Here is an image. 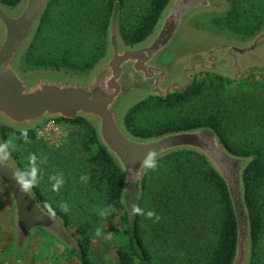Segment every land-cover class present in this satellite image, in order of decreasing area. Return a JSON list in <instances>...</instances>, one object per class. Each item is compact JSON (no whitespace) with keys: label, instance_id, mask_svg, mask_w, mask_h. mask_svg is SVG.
<instances>
[{"label":"trees","instance_id":"trees-1","mask_svg":"<svg viewBox=\"0 0 264 264\" xmlns=\"http://www.w3.org/2000/svg\"><path fill=\"white\" fill-rule=\"evenodd\" d=\"M169 0H53L40 21L37 32L23 58L25 70L52 69L82 74L90 70L103 56L106 46V31L115 2L120 7L119 29L123 42L133 46L144 41L152 32L157 20ZM230 7L223 15L211 16L210 25L219 31L236 36L251 37L264 26V0H226ZM20 0H0L8 8H15ZM207 78L217 79L221 85L233 81L214 74L201 73L182 92H172L167 99L149 98L127 111L124 117L126 130L135 138L148 139L170 132L206 127L215 132L224 148L233 156L251 158L243 172L244 205L248 225L235 216L227 188L219 175L199 155L193 152H177L157 160L155 169H146L139 207L145 213L151 210L156 193L154 172L174 184L183 176L193 182V187L162 185L160 201V226L163 233L180 238L186 235V211H200L201 202L195 199L198 186L196 178L205 182L216 202L211 224H203L205 257L197 258L191 264H236L239 237H249L250 259L248 264H257L264 240V144L245 140L237 135L240 129H255L264 123V107L258 112H237L232 102L218 95L203 96ZM200 102L201 104L197 103ZM211 107V108H206ZM192 108V109H191ZM207 110V111H206ZM206 111V112H199ZM251 111V110H250ZM54 121V120H53ZM55 122L68 126L65 143L55 151L35 137V130L27 131V139L21 132L0 127V135L15 162L26 168V156L35 153L38 161L52 170L73 161V172L80 187L87 193L101 195L104 208L111 207L106 215L111 221L115 217L125 222L129 234L128 215L119 199L122 191L121 172L113 159L99 146L91 125L82 120ZM86 177L87 179H82ZM38 201L52 214L59 216L66 229L71 220L63 209L45 193L39 183L32 188ZM193 195V196H192ZM168 204V206H167ZM146 215L137 214L134 232L138 245L118 246L115 255L118 264H160L156 263L144 242ZM215 220V221H214ZM151 230L146 226V231ZM79 242V256L82 264H97L89 254L92 242L83 237ZM130 242V236H129ZM179 245H177L178 247ZM19 259V257L17 256Z\"/></svg>","mask_w":264,"mask_h":264},{"label":"water","instance_id":"water-1","mask_svg":"<svg viewBox=\"0 0 264 264\" xmlns=\"http://www.w3.org/2000/svg\"><path fill=\"white\" fill-rule=\"evenodd\" d=\"M53 0H20L15 8L0 3V127L14 132L35 130L51 120L82 119L95 132L97 142L113 159L122 176L119 202L128 215L130 244L138 249L134 223L149 154L157 160L177 152L201 156L226 185L237 218L248 225L244 205L243 172L251 158L230 154L213 130L206 127L170 132L157 137H133L124 126L128 110L149 99L162 100L182 92L177 79L184 73L183 59L206 55L224 47L244 48L227 36L190 31L195 16L221 15L228 11L226 0H169L150 35L129 46L120 35V7L115 2L106 31L103 56L85 73L22 67L23 58L40 21ZM221 6L216 8V6ZM21 169L0 135V188L11 210L12 243L23 256L31 239L47 235L60 244L75 247L79 242L68 232L63 220L47 211L32 188L22 193L12 174ZM247 255L250 256L249 237ZM248 259V258H247Z\"/></svg>","mask_w":264,"mask_h":264},{"label":"rangeland","instance_id":"rangeland-1","mask_svg":"<svg viewBox=\"0 0 264 264\" xmlns=\"http://www.w3.org/2000/svg\"><path fill=\"white\" fill-rule=\"evenodd\" d=\"M129 1L136 2L137 0ZM210 18L211 15L195 16L190 20L188 29L190 31H204L205 33L210 32L212 34L232 37L227 32L213 28L209 23ZM241 70L243 75H246L245 72L252 75L225 85H221L222 83H219L217 79L207 78L203 96L207 97L215 94L221 99L231 101L232 108L237 112H258L264 107V61L256 59L247 62L242 65ZM196 102L201 104L198 101ZM57 125L59 130L57 133L51 132L41 136L36 129L34 131L36 139L41 140L54 151L63 146L68 134L67 125L60 123H57ZM237 135L248 140V142L255 140L264 144V123L255 129H239ZM38 165L40 168L39 180H41L46 195L59 204L61 209H63L62 205H68L69 210L65 212L71 220V227L67 229L68 232L77 241L83 237L89 238L92 242L89 254H91V257L97 264H118L115 255L116 248L130 244L125 222L120 217H115L109 221L107 216L102 217L99 215V212L104 209L101 195L94 191L86 193L80 187L79 179L76 178L73 172V167L75 166L73 161L53 170L45 166L41 161H38ZM53 176H62L64 180V184L59 191L52 189L53 182L50 180V177ZM154 177L158 179L155 181L156 193L151 211H154L158 217L160 210L164 208V202L162 199L160 201L162 185L169 186L170 188L173 185L194 186V183L190 179H185L183 176L177 180L178 184L173 183L174 179H166L157 172H154ZM195 181H197L195 185L198 186L195 199L201 202V208L200 211H193V208H191L185 212L186 217L184 216L183 219L187 220V224H189L186 227L185 236L177 238L176 236L163 233L160 219L156 220L155 217L147 218L141 222V225L144 226V242L148 245L149 251L156 263L191 264L195 258L201 261L206 256L205 249H203L206 241V237L202 232L203 224L206 226L211 224L210 220L214 218L216 202L213 194L208 192L203 179L197 177ZM3 204L5 203L3 202ZM6 209L9 211L7 206ZM146 226H149L151 230L146 231ZM97 228L102 230L103 235L101 237L95 236ZM177 245L179 246L177 247ZM76 252L75 247L66 248L50 236L37 235L31 239L23 256H20L18 259L13 248L10 227L7 231L2 232L0 230V264H82L81 258ZM249 257L247 255V241H245V236L242 234L239 237L236 264H248ZM257 264H264V240Z\"/></svg>","mask_w":264,"mask_h":264},{"label":"flooded vegetation","instance_id":"flooded-vegetation-1","mask_svg":"<svg viewBox=\"0 0 264 264\" xmlns=\"http://www.w3.org/2000/svg\"><path fill=\"white\" fill-rule=\"evenodd\" d=\"M220 7L219 5L216 6V8ZM231 35V39L246 42L247 46L244 48L224 47L206 55L183 59L179 63L180 65H184V73L182 77L177 79L183 90L191 86L194 78L201 73H211L230 81H238L252 75L248 72H245L246 75H243L241 67L243 64L256 59L264 61V26L251 37L244 38L242 36Z\"/></svg>","mask_w":264,"mask_h":264},{"label":"clouds","instance_id":"clouds-1","mask_svg":"<svg viewBox=\"0 0 264 264\" xmlns=\"http://www.w3.org/2000/svg\"><path fill=\"white\" fill-rule=\"evenodd\" d=\"M21 136L27 139V130H22ZM146 161H147L145 163L146 169H155L158 166V161L154 156V154H149L146 158ZM39 174H40V168L38 165V157L35 153H30L27 157L26 168L20 172L19 176L13 173L12 180L15 182V184L18 186L19 190L22 193H27L31 188L35 187L39 183V179H40ZM82 179L86 180L87 178L83 177ZM50 180L53 182L52 189L54 191H59V189L64 184V180L62 176H53L50 177ZM62 208L65 212L69 210L67 204L62 205ZM111 210L112 209L110 206L106 207L99 212V215L102 217L106 216L110 214ZM132 210L136 214L146 215L147 218L155 217L156 220H159V217L156 216L154 211L149 210L145 213V211L137 205H133ZM102 235H103L102 230L100 228H97L95 230V236L101 237Z\"/></svg>","mask_w":264,"mask_h":264},{"label":"crops","instance_id":"crops-1","mask_svg":"<svg viewBox=\"0 0 264 264\" xmlns=\"http://www.w3.org/2000/svg\"><path fill=\"white\" fill-rule=\"evenodd\" d=\"M2 197V198H1ZM3 199V200H2ZM3 202L5 204H3ZM9 208V211L6 209ZM0 230L3 231H7L8 228L10 227V233L12 236V221H11V210H10V205L9 202L4 194V192L2 191V189L0 188Z\"/></svg>","mask_w":264,"mask_h":264},{"label":"built area","instance_id":"built-area-1","mask_svg":"<svg viewBox=\"0 0 264 264\" xmlns=\"http://www.w3.org/2000/svg\"><path fill=\"white\" fill-rule=\"evenodd\" d=\"M57 126H58L57 122L51 120L43 123L42 125L37 127L36 130L38 134L42 136V135H47L51 132L57 133L59 131Z\"/></svg>","mask_w":264,"mask_h":264}]
</instances>
